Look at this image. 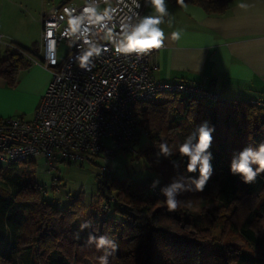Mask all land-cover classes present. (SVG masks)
Listing matches in <instances>:
<instances>
[{"label":"trees","instance_id":"trees-1","mask_svg":"<svg viewBox=\"0 0 264 264\" xmlns=\"http://www.w3.org/2000/svg\"><path fill=\"white\" fill-rule=\"evenodd\" d=\"M230 1L185 0V3L196 4L207 14L216 15L225 12ZM1 47L0 78L12 87L18 72L32 64L21 52ZM140 106L138 128L156 146V153L164 141L177 149L203 121L215 126L210 149L214 155V174L204 192L212 193L211 201L224 219L226 234L223 241L213 240L210 233L214 215L208 218L203 211L192 213L182 209L190 191L178 197L182 203L176 211H169L159 188H149L151 179L116 181L109 177L106 182L98 181L99 202L94 210H101V204L113 195L112 207L117 216L108 213L110 207L100 211L101 228L93 233L108 234L118 243L119 248L110 256L109 264H264V243L258 235L264 222V173L246 184L229 171L234 151L264 143V109L244 100L219 97L210 103L175 93L159 94ZM156 153L148 147L142 152V159L158 175L161 186L174 176L198 175L187 172L186 158L173 156L179 165L174 169L169 159L161 157L157 161ZM10 165L0 166V264H83L85 260L99 264L102 250L94 245L86 246L87 238L76 239L71 229V220L85 210L81 196L71 197L60 207L40 195L38 187L42 185L35 178L34 170L12 173ZM258 196L262 197L259 205L247 206L243 215L237 216L240 203ZM221 210L229 214H222ZM111 221L115 223L112 225ZM173 221L182 222L189 229L173 230L170 228ZM237 241L240 244L234 245Z\"/></svg>","mask_w":264,"mask_h":264},{"label":"built area","instance_id":"built-area-1","mask_svg":"<svg viewBox=\"0 0 264 264\" xmlns=\"http://www.w3.org/2000/svg\"><path fill=\"white\" fill-rule=\"evenodd\" d=\"M84 5L85 0L67 1L43 10L39 17V41L30 49L20 47L0 32V45L21 52L32 65L42 66L51 75L30 119L0 118V166L41 157L50 174L60 162L97 159L101 169L98 181L106 182L110 172L108 161L114 152H134L140 130L136 112L141 103L166 93L210 103L219 99L218 93L208 88L154 80L153 56L160 49L139 59L134 55H118L106 32L93 25H89V39L101 46L102 52L90 58V71L81 69L77 56L87 46L82 39L66 34L68 19L64 10L75 8L78 15ZM107 7L113 9L108 27L115 35L128 18L135 22L136 14L141 16L145 3L144 0H110L108 5L101 2V10ZM60 42L68 47L62 57L58 55ZM248 103L264 109V99H251ZM51 188H58L55 177L51 179ZM114 202L115 197L109 195L101 208L107 210Z\"/></svg>","mask_w":264,"mask_h":264},{"label":"crops","instance_id":"crops-1","mask_svg":"<svg viewBox=\"0 0 264 264\" xmlns=\"http://www.w3.org/2000/svg\"><path fill=\"white\" fill-rule=\"evenodd\" d=\"M167 3L172 25H160L168 39L153 56L155 67L151 76L154 80L194 84L217 92L221 99H264V0H231L225 12L216 15L207 14L193 3L186 2L187 11L171 0ZM240 3H246L248 7L242 9ZM43 10L40 7V12ZM150 14H154L153 10L145 6L141 16ZM34 22L26 33L13 35L16 39L13 41L23 47H35L40 23ZM177 29H182L183 35L181 40L174 41L170 36ZM0 32L10 38L5 30ZM50 76L42 66L30 65L18 72L12 89L0 78V90L10 92L20 86L26 87L30 99L23 111L33 115ZM11 113L14 108L1 110L0 117ZM85 212L93 220H99L101 228L103 215L94 209L85 208ZM77 220L72 225L74 235ZM89 233L90 228L80 231L79 239Z\"/></svg>","mask_w":264,"mask_h":264},{"label":"clouds","instance_id":"clouds-1","mask_svg":"<svg viewBox=\"0 0 264 264\" xmlns=\"http://www.w3.org/2000/svg\"><path fill=\"white\" fill-rule=\"evenodd\" d=\"M101 2L108 5L110 0H85V5L78 15L75 14V8L64 10L68 19L66 34L76 39H82L87 46L77 56L81 69L90 71V58L99 56L102 52L101 46L89 39L91 31L89 25L106 32L107 38L111 40L118 55H134L139 59L164 46L168 37H166L165 31L160 25L165 23L169 27L172 25V14L169 11L167 0H144L145 6L150 7L154 14L140 16L137 13L135 22H132L131 17L128 18L126 22L122 23L121 32L115 35L112 29L108 27V23L112 19L113 9L107 7L101 10ZM176 3L183 7L185 11L188 10L185 0H176ZM136 7L139 8L140 5L137 3ZM239 7L244 9L248 5L240 3ZM182 35L183 30L177 29L171 33L170 38L179 41ZM214 133L215 126H211L208 121H203L184 138L177 149L174 150L166 141L161 142L157 153V161L161 157L169 159L173 168L177 169L179 165L172 157L178 154L180 157L186 158L184 164L188 173H198L196 176H184L182 174L174 176L164 186H161L159 177L152 179L149 188L152 190L159 188L160 194L165 197L164 204L169 211L178 209L182 203L178 197L184 192L203 191L214 174L212 165L214 155L210 151L214 141ZM229 171L230 174L239 176L246 184L254 182L259 174L264 173V143L255 148L249 145L239 151H234L230 158ZM91 227L92 221L85 220L80 224L79 231ZM79 231L75 234L77 239H79ZM85 245H94L97 250H102L103 254L98 257L99 264H109V257L113 256L119 248L116 240L108 234L95 235L89 233Z\"/></svg>","mask_w":264,"mask_h":264},{"label":"rangeland","instance_id":"rangeland-1","mask_svg":"<svg viewBox=\"0 0 264 264\" xmlns=\"http://www.w3.org/2000/svg\"><path fill=\"white\" fill-rule=\"evenodd\" d=\"M68 1L75 3L81 2V0ZM62 2H67V0H0V30H5L10 34L8 35L10 36V38L8 37L9 40H16L13 35L18 36V34L22 35L26 33L27 29H30V27L34 25V21H39L40 14L42 12H40V7L46 9L51 5H58ZM25 48L30 49L33 47L29 46ZM0 49H2L1 45ZM67 49V45L64 42H60L58 45L59 57H62ZM8 87L12 89L11 86ZM29 99L30 95L26 92V87L23 86H20L18 89L10 92L0 90V111L7 109L11 110L14 108V113L0 118L23 117L25 119H30L32 115L23 111V109L27 106ZM141 110L142 106L139 105L137 114H139ZM106 142L108 145H111L110 141ZM148 147L151 148L154 153L157 152L156 146L148 140L144 132L139 130L138 138L133 145L134 152L129 150H117L108 161V165L110 167V179L122 181L129 178L135 181L143 182L148 179L152 180L153 178L158 177L154 171L148 168L147 164L142 159V152L145 149H148ZM9 169L12 173L17 174L34 170L35 178L38 183L42 185L38 187L41 189L40 195H43L44 199L49 202L58 203L60 207L68 203L71 197L77 195L81 196L86 209H94V206L99 202L98 175H100L101 169L100 163L97 159H95V161L84 162H60L57 163L56 167L50 174L46 172V167L41 157L36 158L34 161L17 162L14 165H10ZM52 177L57 179V190H53L51 188ZM211 186V191L213 192L215 185L213 184ZM211 197L212 193H205L204 190L190 191L189 195L182 204V209L185 212L192 213L203 211L205 214H208V218H211L214 215L211 224V237L215 241H223L225 239L224 235L226 234L224 232V219H222V216L220 217V213L218 212L219 210L216 208L215 202L211 201ZM261 198V196H258L257 198L245 199V201L242 202V204L240 203V206L237 208V216L243 215V211L247 206L254 207L259 205ZM102 210V208L101 210L98 209L99 213H101L100 211ZM220 212L226 215L229 214V212L225 210H221ZM108 213L112 216H117L113 210L112 204L108 209ZM75 219H78L77 232L79 231L81 223L85 220H90L92 221L90 233H98L100 229L98 224L99 220H93L92 216L88 215L85 210L71 220V229ZM170 228L173 230H182L189 229V226L179 221H173ZM88 235L85 238H87ZM258 235L261 237L262 243H264V222L261 224V231ZM215 241L213 242L215 243ZM239 244V241L234 242V245ZM83 264L91 263L88 260H85Z\"/></svg>","mask_w":264,"mask_h":264}]
</instances>
